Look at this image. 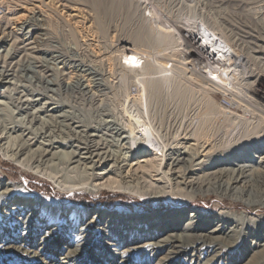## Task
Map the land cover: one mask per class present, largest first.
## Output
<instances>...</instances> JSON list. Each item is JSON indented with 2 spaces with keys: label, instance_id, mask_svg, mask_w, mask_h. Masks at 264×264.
I'll return each instance as SVG.
<instances>
[{
  "label": "bare ground",
  "instance_id": "obj_1",
  "mask_svg": "<svg viewBox=\"0 0 264 264\" xmlns=\"http://www.w3.org/2000/svg\"><path fill=\"white\" fill-rule=\"evenodd\" d=\"M89 1L92 11L104 9L102 0ZM109 2L116 12L124 11L137 24L129 39L111 45L103 36L99 37L101 40L96 36L94 38L98 41L91 39L96 43L91 44L86 35L78 36L74 54L80 59L66 61L77 64L79 69L64 70L59 78L51 79L52 74L42 70L39 31L45 30L43 26L53 17L68 27L73 35L82 34L79 19H83L84 11L76 6L69 7L62 0L56 2L60 10L53 8V0H0V48L4 44L10 48L9 52H0V99L14 92L15 98H10L9 105L16 111L11 116L14 111L9 114L6 103L0 100V153L16 165L20 170L19 178L23 180L14 179L8 184L0 181V190L6 191L0 196V264H109L110 261L122 263L125 258L135 260L142 254L143 264H264L263 67L256 72L252 69L250 75L245 74L247 77H240L248 69V66L238 69L245 66L242 63L243 41L223 32L215 21L205 23L200 20V27L193 24L184 27L179 31L186 34L181 35L177 30L152 27V20L158 18L157 13L164 12L163 6L154 5L145 16L147 9H140L131 0ZM166 21L175 24V21ZM15 25L22 33H16ZM32 35L35 37L31 40ZM182 42L188 44L186 50L177 48ZM175 53L176 60L173 59ZM212 54H218L221 59L216 63L219 72H210L212 78H209L206 75L210 65L207 61H211ZM160 57L169 58L165 59L168 62L161 63ZM257 60L260 58L254 61ZM94 66L100 70H92ZM104 66L110 76H116L113 78L117 80L115 83L105 80L101 72ZM187 74V79L202 84L203 92L228 91L235 95L238 91V94L245 95V102L254 106L238 102L235 96L227 93L232 97L230 105L241 108L243 115L231 113L226 116L225 110L214 107L212 100L200 91L202 99L201 103L198 102L201 105L196 108L198 111L189 117L183 130L182 121L175 128V133L183 131L180 140L194 142L187 151H181L178 141L174 145L167 144L168 141L159 144L160 138L156 139L159 130L156 131L151 122L147 128L153 134L143 129L140 139L136 137L135 128L126 130L120 126L114 129L112 133L120 142L125 141L123 147L131 151L132 157L140 154L129 170L122 164L125 160L120 157L121 153L109 151L110 139L107 142L99 135L98 128L71 118L59 104L52 102L53 96L42 103L44 98L38 91L34 95L17 92V82L30 75L38 90L76 94L81 102L96 106L95 93L115 100L121 87L134 79L139 93L130 101L131 106L137 108L139 115L144 113L148 118L151 104L164 103L168 97L182 103L189 100L187 92L190 89L187 90L178 80ZM84 78L85 86L81 83ZM103 107H100L103 112H116L115 106ZM46 117L60 128V135L52 134L44 121ZM145 118H142L144 123ZM218 119H223L229 128L234 126L230 131L235 133L233 136L237 135L247 143L210 152L208 148L215 146L211 143L220 145L219 141L226 139L223 135L214 136L212 132ZM226 126L221 128L224 132ZM198 142L202 143L201 146ZM197 146L203 148L202 152L208 150L198 157ZM149 151L153 153L149 154ZM26 175L49 182L53 190L48 195L32 191ZM103 191L142 200L164 196L173 202V207L152 216L148 223L143 221L147 216L132 213L139 219L138 223H144L141 227L130 225L129 221L125 223L123 215L102 212L97 216L87 215L76 195H99ZM210 196L217 200L215 212L208 215L196 210L190 214L193 220L182 222L186 202ZM105 222L109 224L105 226ZM89 252H103L108 262L93 259ZM51 253L57 257L53 258Z\"/></svg>",
  "mask_w": 264,
  "mask_h": 264
},
{
  "label": "rangeland",
  "instance_id": "obj_2",
  "mask_svg": "<svg viewBox=\"0 0 264 264\" xmlns=\"http://www.w3.org/2000/svg\"><path fill=\"white\" fill-rule=\"evenodd\" d=\"M57 1L58 0H53V4L55 3L53 8L55 7V8H57V9L54 8L55 10H60L59 9L60 7H58L59 4L56 3ZM131 1H133L135 4H138L140 6V9H142V10L144 8L147 9L144 12L145 16H148L150 8L152 9L154 5L158 4L160 6H163V8L166 11L164 10V12H158L157 13L158 18H155L152 20L153 21L152 27H154V26L161 27V29H163V30L173 29V31H176V30L179 31L182 28L189 27L192 24H193L192 26L200 27V24H198L200 20L202 22H205V23L208 21L217 22L218 27L222 31L224 30L223 32H225V33L229 32V34L231 33V35L235 39L241 38L243 41V42L241 41L243 43L242 44V47H243L242 48L243 49V57L242 58L244 61L242 63H244L245 66H243V67L241 66L242 68L239 67L238 69L242 70V69H244V67H247V66H248L247 67L248 69H246V72L244 74H242V76H240V77L246 76L245 74H247V73L250 75V73L252 72V69H253V72H256L257 70H259L260 66H262L263 67L262 69H264V60H262V59H264V0H194V1L193 0H131ZM62 2L66 3V5L69 7L76 6L78 8H81L84 11L82 13L83 19H79V21H81L79 24V26H80L79 29L82 30V34L78 35L75 33L73 35L68 30V27H65L60 21H58L57 19H55L53 17L49 18L50 21H48V23L43 26V29H45V30L39 31L38 38L40 41V49L43 50L40 54L42 70L49 71V74H52V76H53V77L51 76V79L59 78L61 76L62 72H64V70H65V72H67V71H77L79 69V67H76L77 64H69L67 62L68 59L69 60L70 59H72V60H79L80 59V57L77 54L76 55L74 54L75 53V38L78 39L79 37H81V36L83 37L86 35L87 39L90 40L91 44L92 43L96 44L94 41L96 39L101 40L99 37L103 36V38H106L105 42L106 43L108 42L107 44L116 45L118 40L129 39L130 35L135 31V29L137 27V24L135 23V21L132 20L130 17H128L124 11L123 12H119V11L116 12L114 10V7L112 6L111 2H109V0H105V1L102 0L104 9L103 10L101 9V11H97V12L91 10V3L89 0H62ZM106 7H108V8L106 9ZM108 9H109V11H107ZM205 17H206V19H205ZM38 19L41 20V17L40 18L38 17ZM155 20H157V21H155ZM166 20L175 21V24L174 23L170 24ZM201 21H200V23H202ZM196 22H197V24H196ZM183 25H185V26H183ZM186 25H188V26H186ZM15 26H14V29L16 30V33L17 34L22 33V30H18V27L17 26L15 27ZM179 32L181 35L186 34L182 31H179ZM33 36L35 37V35H32L31 40H32ZM96 36H97V38H96ZM26 37H29V36L27 35ZM91 39L92 40L95 39V40L92 41ZM183 40L185 41V39H183ZM96 41H98V40H96ZM187 47H188V44H185V42L184 43L182 42L181 46L177 47V48L178 49L181 48L183 50H186ZM2 51H5L4 53L9 52L10 51L9 46H7V44H4L2 46V48H0V52H2ZM139 52H143V51H139ZM156 52L158 53V51H156ZM166 52L167 51H165V53ZM257 52H259V53H257ZM166 54L169 57L168 52ZM175 56H176V53L173 54L174 58L173 57H171V58L175 59ZM177 56H179V54H177ZM246 56L248 59L245 58ZM180 57L182 58V55H180ZM255 58H260V60L254 61ZM160 59H161L160 60L161 63H163L164 61H166L165 59H169V58H167V57L161 58L160 57ZM244 59H246L247 61ZM166 62H168V61H166ZM151 63H152V61H151ZM162 65L164 66V64H162ZM91 69L92 70L95 69L94 71L100 70V68H98L97 66H94V68L92 67ZM101 72L105 76L104 77L105 80L107 82H109L110 84H113L117 81V80L113 79V78H116L115 75L110 76L111 74L108 73V69L106 66L101 68ZM139 73H141V70H139ZM25 76L23 77L24 81L17 82V86H18L17 92L23 93V94H33L34 95L38 91V93H41L42 97L44 98L42 103L43 102L46 103L47 102L46 100L50 99L53 96L51 99L52 102L59 104V106H61L63 108V110L66 111L67 114L71 118H73L75 121H78L81 124H84L86 126H91V127L93 126L95 128H98V131L100 132L99 135L103 139H105V140L107 139L106 140L107 142H109L111 140V142H109L110 144L108 143L109 144L108 149H110L109 151L116 152L117 154L121 153V154H119V155H121L120 157L125 160L124 162H122V164L128 170L131 168V164H135L139 160V158L136 159L135 157H140V154L137 156L133 155V157H132L131 151L127 150L126 146L123 147L125 141L123 143L120 142L119 137L115 136L112 133V132H115L114 129H119L120 126H123L126 130L135 128V130H137V132H138V135H136V137H137V139H140L141 138L140 135H142L144 133L142 131L143 129H145L146 131H149V133H152V130L147 128V127H149V125H148L149 122H151L152 127L154 129L156 128V131L157 130L160 131V132L157 131L158 134L156 137L157 140H159V138L161 140V141H158L159 144H166V142L168 141L167 144L173 143L172 145H174L178 141L180 143V145H178V146L182 148L181 151H187V149L190 147V144H193L194 142L187 141V140H180V137H183V135H182L183 131L178 130L179 133L178 132L175 133L176 124L178 122L182 121V123H181L182 124L181 125L182 130H183V128H185L187 126L186 123L189 121L188 120L189 117H193L192 115L194 114V111L195 112L198 111V109H196V108L201 106L198 102L202 99L203 94H205V97L210 98L212 100L211 102H213L214 107H218V108H220V110H225L226 116H230L229 114H231V113H233L237 116H242L243 111L241 108L240 109L237 108L236 107L237 105H235V104H234V106H232V107H236L234 110L228 109L227 107H223L222 103L220 102L222 93H223V95L231 94V95L236 97V100L238 102L242 101V102H244V104L254 106L253 104L248 103V101L245 102L247 100L244 98L245 95L243 94V96H242V95L238 94L239 93L238 91H237V94L235 93V95L233 92L229 93L228 91L225 93L223 91H213V92L210 91V92L206 93V91L204 90V92H203V89L201 87L202 84L201 83L198 84L197 82L195 83V81L192 82V80L187 79V77H189V75L187 74V75H181L182 77L180 76V79H178V80L183 86H185L187 88V90L190 89L187 92L189 95V100H187L185 103L184 102L182 103L180 101L172 99V97H168L166 99L167 101H164V103H158V104H156L157 106L155 104H151L152 109H150V111H149V114H148L149 120L147 121V119H148L147 116H144L145 115L144 113L139 115L140 112H137V108L131 106V103H130V101H133L134 98L136 99L138 97V93H139L138 92L139 87H137L138 85H137L136 80L133 81L134 79L130 80L131 83H127L128 84L127 86H126V84H124L126 87H124V85L122 86L124 88L121 87L119 93H117V97H115V100H114V98L109 99L106 96H103V98L99 97V94H97V93L94 94V92L91 91L90 93L94 94V96L97 100V104H96V106H89L86 102H83V101L81 102V99H79V96H77L76 94H72V93L53 94V93H49L47 91L44 92V90H40V89L38 90V88L35 87L34 81L33 80L31 81V76L30 75H25ZM262 81L264 84V77L262 78ZM29 82H31V83H29ZM134 82H135L136 86L133 85ZM81 83L83 84V86L86 85L85 78L82 79ZM90 89H92V84L90 85L89 90ZM122 90H123V92H122ZM200 91L202 92V95H201ZM190 92H191V95L189 94ZM8 93H9V91H8ZM47 96H49V97H47ZM110 96L111 95H108V97H110ZM104 97H106V98H104ZM10 98H15L14 92H12V91L9 93L8 97L0 99V100L4 104L6 103L5 107H6L7 112L9 111L8 112L9 114L11 113V111H14L13 112L14 114L11 115V116H14L16 111L13 110L11 105H9L10 104ZM27 98H29V97H27ZM116 98L118 99L117 101L120 103H117ZM107 100H109V101H107ZM98 102H99V104H98ZM200 103H201V101H200ZM232 103H234V102H232ZM111 104H113V106ZM103 106H109L110 108H113L115 106V108H113V109H115L116 112L115 113L103 112L101 110L102 108H104ZM124 106H126V107H124ZM154 106H156V107H154ZM187 106H188V108H187ZM194 106H195V108H194ZM251 106H250V108H252ZM100 107H101V109H100ZM110 108H108V109H110ZM191 108H192V110H191ZM189 110L192 114L189 112ZM135 111L137 112V114ZM103 114H104V116H103ZM113 114H115V115H113ZM190 114H191V116H190ZM257 114L261 115L259 112ZM43 116H45V115L43 114ZM43 116H41V117H43ZM144 117H146L145 123L143 122L144 119L142 120V118H144ZM153 118H155V119H153ZM129 119H131V120H129ZM222 120L218 119L213 124L212 132H213L214 136L223 135L226 139L223 141H219L221 146L219 145V143H214V144L211 143V145H215V146H214V148H211V149H210V147L209 148L207 147L210 152H212V150L213 151L214 150L215 151L225 150V149H222L224 146H226L224 148H227V146L229 148V146L231 145L230 146V148H231L233 145H238V144L246 142V140H243V142H242L241 141L242 139H240L241 137H238L237 135L234 137L233 135H235V133L233 132V134H232L230 132V131H233L234 126L233 127L230 126V128H229V124L224 122V120H223V124L221 123ZM44 121H45V123L47 122V124L50 126L49 130L52 132V134H54V135H60L61 134L60 128H58V126L56 127L54 122L50 121L47 117L45 118ZM139 121H142V122H139ZM102 122L104 123V125ZM92 123H93V125H92ZM142 123L144 125H142ZM225 125H227L226 127H228L226 132H224L222 130L225 128L224 127ZM261 125H262L261 127H263L262 128L263 130L261 129V131L264 132V121L262 122ZM142 126H145V128ZM217 128L218 129L220 128L219 130H222V131H218ZM172 131H174V133ZM128 132L129 131H127V133ZM221 132H223V133L221 134ZM224 133L225 134L228 133L229 135L227 134L225 136ZM122 135L124 136V135H126V133L122 134ZM158 135H160V136H158ZM165 135L167 138L165 137ZM230 135H232V136H230ZM227 136L229 137V139H227ZM261 136H264V135H261ZM163 137L166 138V141ZM174 137L178 138L179 140L178 139L174 140L175 139ZM170 138H171V140H168ZM217 138H219V137H217ZM233 139H234V141H233ZM227 140H229V142ZM113 141L115 143H113ZM236 141L239 143H237ZM227 142H228V145H227ZM198 143H199V146H201L202 143L201 144H200V142H198ZM181 144H183V145H181ZM112 145H113V147H111ZM215 147H217V148H215ZM195 149H196L195 152L197 154L200 152L198 154V157H199V155L204 154L208 150V149L207 150L205 149L206 151L204 150L205 152H202L203 148H199L198 146H197V148L195 147ZM150 153H153V151H149V154ZM201 158H199L198 161L201 160ZM0 173H1L0 174V181L5 183V184L10 183L14 179H17V181L23 182V180L19 178L20 177V170H18V168L16 167V165L13 162L6 160L2 156L1 153H0ZM25 177H27L29 179V185L32 188V191H34V192L44 194V195H48L53 190L52 185L49 182H47L41 178H38V177H35L32 175H26ZM4 194H6V191L4 189H1L0 190V196L4 195ZM76 198H77L78 202L80 201L84 205V208L86 209L87 215H89V216H92V215L97 216L100 212L105 213V215H114V214H116V216L123 215L125 223H127L129 221L130 225L133 224L134 226H136L138 224L139 227H141L144 223H148L152 216H154L156 214H160L161 212H164V211L166 212L167 210H170L173 207L172 206L173 202H171L168 198H166L164 196H161L157 199L142 200V199H139L138 197L136 198V196H127V195H122V194L120 195V194L111 193L109 191H103L99 195L77 194ZM183 208H184V214H183L182 222H186V219L188 220L187 222H189V221L194 219V218L190 217V214L191 213L194 214V212L196 210H199L200 212H202L204 214L210 215L212 212H215L218 207H217V200L214 197L210 196V197H198L196 200L188 201L185 203ZM237 210H240V208H237ZM136 212L140 213L141 216L142 215L147 216V218L145 217V219H143L144 217L142 218L144 221L143 224L138 223L139 219L135 218V215L134 216L132 215V213L134 214ZM129 217H131V218H129ZM142 219H140V220H142ZM108 220H110V219L108 218ZM106 223L107 222H105V224ZM108 224H106L105 226H107ZM100 228H102V227H100ZM89 253H90V256L95 260H99V261H102L104 263L108 262L105 259L106 255L103 252H89ZM51 255L53 258L57 257V254L51 253ZM30 256H31V258H35L34 255H30ZM142 256H143V254L139 255L135 260L125 258V259H123L122 263L110 261L109 264H143L144 260H142ZM47 260H49V259L47 258Z\"/></svg>",
  "mask_w": 264,
  "mask_h": 264
},
{
  "label": "built area",
  "instance_id": "obj_3",
  "mask_svg": "<svg viewBox=\"0 0 264 264\" xmlns=\"http://www.w3.org/2000/svg\"><path fill=\"white\" fill-rule=\"evenodd\" d=\"M238 36V35H237ZM239 39H241V38H239ZM241 41H242V39H241ZM225 53H226V51H225ZM214 54H212L211 55V61L209 62V61H207V63H208V67H209V70H207V72H206V75L207 76H209V78H212V75H210L209 73L210 72H214V73H218L219 71V65H217L218 64V62H219V59H221L220 57H219V55L217 54V55H215V56H213ZM226 55H227V53H226ZM203 56H205V55H203ZM218 61V62H217ZM215 63V64H212V63ZM206 63V64H207ZM217 63V64H216ZM220 102L224 105V106H226L228 109H231V110H234L236 107H232L231 105H230V102H231V96L230 95H221V100H220Z\"/></svg>",
  "mask_w": 264,
  "mask_h": 264
}]
</instances>
